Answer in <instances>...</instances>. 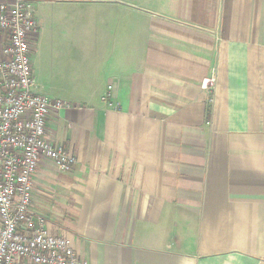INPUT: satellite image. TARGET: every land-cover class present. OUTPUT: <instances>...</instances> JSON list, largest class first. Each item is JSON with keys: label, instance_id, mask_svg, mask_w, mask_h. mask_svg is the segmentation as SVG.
Here are the masks:
<instances>
[{"label": "crops", "instance_id": "obj_1", "mask_svg": "<svg viewBox=\"0 0 264 264\" xmlns=\"http://www.w3.org/2000/svg\"><path fill=\"white\" fill-rule=\"evenodd\" d=\"M31 1L34 90L70 104L47 136L76 157L36 167L46 226L87 264H264V0Z\"/></svg>", "mask_w": 264, "mask_h": 264}, {"label": "built area", "instance_id": "obj_2", "mask_svg": "<svg viewBox=\"0 0 264 264\" xmlns=\"http://www.w3.org/2000/svg\"><path fill=\"white\" fill-rule=\"evenodd\" d=\"M36 29L31 0L0 2V30L6 34L0 49V264H87L31 207L40 159L64 171L76 161L71 150L47 136L48 115L70 104L34 90L31 34ZM213 82L210 76L202 85ZM111 90L108 85L101 100L117 109Z\"/></svg>", "mask_w": 264, "mask_h": 264}, {"label": "rangeland", "instance_id": "obj_3", "mask_svg": "<svg viewBox=\"0 0 264 264\" xmlns=\"http://www.w3.org/2000/svg\"><path fill=\"white\" fill-rule=\"evenodd\" d=\"M34 62H33V65H34V68H35V66H36V61H35V59L33 60Z\"/></svg>", "mask_w": 264, "mask_h": 264}]
</instances>
